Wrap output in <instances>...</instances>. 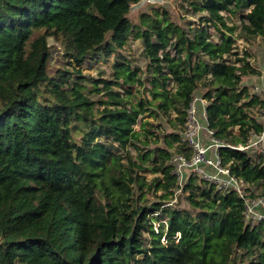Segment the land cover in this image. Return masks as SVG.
<instances>
[{
    "label": "trees",
    "instance_id": "trees-1",
    "mask_svg": "<svg viewBox=\"0 0 264 264\" xmlns=\"http://www.w3.org/2000/svg\"><path fill=\"white\" fill-rule=\"evenodd\" d=\"M141 1L0 0V264H240L246 255L249 264H264V220L246 222L237 191L198 184L194 175L183 191L195 214L164 201L180 188L173 152L190 150L173 132L159 157L148 151L134 159L128 146L142 135L134 128L138 108L110 86L131 92L141 83V69L122 52L129 38L141 39L155 67L150 93L160 98L148 104L165 114L174 109L172 124L183 129L191 101L208 88L201 96L215 136L245 144L263 130L255 109L264 110V98L241 85L259 70L238 57L234 32L239 27L248 41L264 36V0L192 1L205 14L188 30L156 8L134 22L129 14ZM223 12L242 13L240 26ZM50 37L72 66L58 76L48 70ZM112 54L114 80L88 88L80 66ZM101 91L108 98L96 100ZM219 152L234 174L264 193L263 154L229 146ZM147 169L160 175L146 183L139 172ZM145 185L163 190V201L148 203ZM163 216L156 233L153 221Z\"/></svg>",
    "mask_w": 264,
    "mask_h": 264
},
{
    "label": "rangeland",
    "instance_id": "rangeland-1",
    "mask_svg": "<svg viewBox=\"0 0 264 264\" xmlns=\"http://www.w3.org/2000/svg\"><path fill=\"white\" fill-rule=\"evenodd\" d=\"M192 1L198 3L202 0H142L141 2L132 6L129 16L134 22L138 23L140 15L142 13L151 12L153 8L159 9L160 11L167 10L169 11L170 17L174 22L178 23L186 30H188L189 27L198 26L200 24V15L205 14V12L202 10L194 9V6L191 4ZM246 11H248V9H246ZM223 14L228 18V23L230 25L234 23L235 25L240 26L242 13L234 16H230L227 12H223ZM210 31L212 33V39L214 41H219L220 34L215 29L212 23L210 25ZM234 38V45L236 47L235 50L239 51L238 57H247V60L250 61L253 67H256L259 70L257 74L245 76L241 83V85L247 86L249 88L250 94H252L250 87H253L258 83L262 84L264 87V36H257L248 41L240 35V28L237 27L234 32ZM48 44L51 45L52 48L51 55L48 61L49 72L53 75L58 76L60 73H63L67 69H71L72 66L68 64L67 60L62 55L60 44L55 41L53 37L48 38ZM168 49L172 54H174V49L172 46H169ZM122 52L133 68L139 67L141 69V71L139 72L141 83L130 85L131 92H128L124 86L110 84V86L114 90L120 91L123 96L128 97L129 100L132 101V104L136 108H138V120L137 123L134 124V128L136 131H140L142 135L140 136V139L135 141V144H131L128 146V150L131 152V155L134 159H139V156L142 153L148 151H150L152 155H154V157H159L161 155V152L158 150V147L165 146V138H171V133H180L182 130L181 128H175L172 124V121L175 122L174 119L177 113L174 109H172L169 111L170 114H165L163 110L159 109L158 107L156 108V106L148 104L149 101L152 100L155 104L160 100V98L153 99L150 93V89L152 88L151 81L155 78V67L149 66V60L144 56V46L142 40L133 39L132 37L129 38L125 46L122 48ZM160 53L162 54V51ZM227 58H231L234 60L235 56L227 55ZM116 60L117 58L115 54H112L106 58L101 57L99 59H88L80 66V69L82 76L90 79V81H83V83L88 88H92L95 90L96 88L94 86V81H97L99 79L107 81L114 80L115 76L113 75V71L114 63L116 62ZM165 71L167 72V70ZM204 81L207 80L205 79ZM103 86L104 82H100L99 87L102 88ZM169 87L171 88V91L174 92L177 86H175V83L171 81L169 82ZM206 89L208 90V88ZM206 89L200 87L195 95V98L202 97L201 94L202 92L204 93ZM93 96L96 100H99L101 98H108V96L105 95V91L95 92ZM140 100H143L146 106H140ZM196 105L200 112L203 111V105L198 100H196ZM255 115L259 121H261L262 123L264 122V110L258 111L257 109H255ZM147 122L149 124H147ZM238 130V127L235 128L236 132H238ZM176 144L177 142H175V145ZM171 149L174 150L176 149V147L173 146L171 147ZM120 153H123L125 156V151H120ZM251 153L255 155L258 154V151H255L253 148H251ZM123 161L125 163L127 162L126 156ZM144 163L147 167H152L154 165L151 159L145 160ZM139 174L145 175L146 183H150L154 177L160 175L159 173H154L149 169L140 171ZM202 180L205 181L204 179H201V177H198L197 183H204L202 182ZM245 187V191L247 194L251 191L254 193V195H257V198L263 196V202L261 204H264V193L262 194L261 188L252 185H247ZM247 189H249L250 191ZM147 190L148 186L145 185L144 191L146 192V194L144 199H146L148 203L163 201V199L160 198V196L164 192L163 190H158L156 192H149ZM176 192L178 194L182 193L181 202L178 205L175 204L176 202H178L177 196L174 198L172 194L168 195V198H165L166 200L164 201H167V204H171L173 206L177 205L178 207H182L184 209H190L192 213L195 214L197 212V209L192 207L186 199L188 191L182 192L181 188H179L176 190ZM257 211L259 213H264V205L258 206ZM152 215H154V213H152L151 216ZM256 218H258V214ZM166 219L167 218L165 216L160 217V219H154L153 226L156 233L160 229L159 226L162 224L161 222H166ZM259 221L260 220L247 219V223H251L252 225L258 223ZM145 235L147 236L146 233ZM248 259H250V256L246 255L243 258V261L240 262V264H249Z\"/></svg>",
    "mask_w": 264,
    "mask_h": 264
},
{
    "label": "built area",
    "instance_id": "built-area-1",
    "mask_svg": "<svg viewBox=\"0 0 264 264\" xmlns=\"http://www.w3.org/2000/svg\"><path fill=\"white\" fill-rule=\"evenodd\" d=\"M252 94L264 98V87L259 84L250 87ZM198 100L203 105V111H199L196 105ZM208 100L203 97H194L187 109V118L184 128L181 130V141L186 143L190 150L189 156L184 152H173L171 163L174 173L177 175L178 184L183 191L184 186L192 176L201 177L205 181L214 184L224 193L232 190L245 200V220H264V213H259L257 207L263 202L262 197L251 196L246 193L249 183L244 178L234 174L229 165L224 164L220 156V147L229 146L235 149L249 151L251 148L264 155V127L260 133H252L248 141L243 144L233 145L215 136V130L209 126L206 106ZM264 126V122H263ZM255 153V152H253ZM258 214V218H256Z\"/></svg>",
    "mask_w": 264,
    "mask_h": 264
},
{
    "label": "water",
    "instance_id": "water-1",
    "mask_svg": "<svg viewBox=\"0 0 264 264\" xmlns=\"http://www.w3.org/2000/svg\"><path fill=\"white\" fill-rule=\"evenodd\" d=\"M181 197H182V193L178 194V197H177L178 202H176L175 204L178 205L181 202Z\"/></svg>",
    "mask_w": 264,
    "mask_h": 264
},
{
    "label": "crops",
    "instance_id": "crops-1",
    "mask_svg": "<svg viewBox=\"0 0 264 264\" xmlns=\"http://www.w3.org/2000/svg\"><path fill=\"white\" fill-rule=\"evenodd\" d=\"M253 77V76H252ZM259 84V83H258ZM260 86H263L262 84H259Z\"/></svg>",
    "mask_w": 264,
    "mask_h": 264
}]
</instances>
